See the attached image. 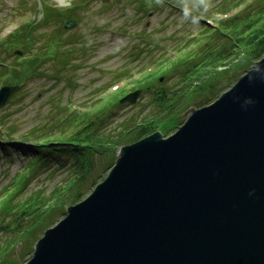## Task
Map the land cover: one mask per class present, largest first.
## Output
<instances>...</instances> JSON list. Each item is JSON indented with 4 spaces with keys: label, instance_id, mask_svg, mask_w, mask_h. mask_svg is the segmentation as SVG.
Listing matches in <instances>:
<instances>
[{
    "label": "rangeland",
    "instance_id": "374dc122",
    "mask_svg": "<svg viewBox=\"0 0 264 264\" xmlns=\"http://www.w3.org/2000/svg\"><path fill=\"white\" fill-rule=\"evenodd\" d=\"M239 1L211 0L208 11L192 10L185 15L183 7L172 5L178 0H164L162 5L155 0H0V88L18 86L0 107V201L15 198L13 211L0 214V264H26L34 253L30 238H22L16 227L17 221L24 226L27 219L15 212L39 194L48 200L53 198L79 167L68 151L47 153L37 164L33 143L53 137L60 128L66 130L68 115L73 112L95 110L123 89L127 90L119 98L137 90L136 82L164 60L169 59L165 65L169 64V69L172 60L195 46L197 49L198 37L206 32L207 22L216 26L220 18L217 12ZM71 20L76 24L65 28ZM16 35L22 38L16 40ZM32 59H37V65L21 75L24 62ZM165 67L158 73L165 75L162 87L170 93L186 90L188 78L183 72L191 65L184 61L168 74L163 73ZM240 76L230 78L213 98H196L190 108L212 104ZM143 85L138 101L121 104L115 118L107 119L101 127V133H124L168 116L162 106L154 103L147 84ZM168 121L164 120L163 125ZM180 121L181 125L165 136L159 132L163 137L171 136L185 122ZM90 159L87 181L77 182L83 196L80 201L108 176L115 158L108 153H94ZM63 212L62 207L57 208L50 227L66 216L67 210ZM50 222L48 216L40 231Z\"/></svg>",
    "mask_w": 264,
    "mask_h": 264
},
{
    "label": "water",
    "instance_id": "95a60500",
    "mask_svg": "<svg viewBox=\"0 0 264 264\" xmlns=\"http://www.w3.org/2000/svg\"><path fill=\"white\" fill-rule=\"evenodd\" d=\"M17 89H0V107ZM180 120L171 136L120 148L26 264H264V58Z\"/></svg>",
    "mask_w": 264,
    "mask_h": 264
},
{
    "label": "trees",
    "instance_id": "16d2710c",
    "mask_svg": "<svg viewBox=\"0 0 264 264\" xmlns=\"http://www.w3.org/2000/svg\"><path fill=\"white\" fill-rule=\"evenodd\" d=\"M168 2L171 3V0ZM172 5L180 4L176 2ZM51 13L52 11L49 13V17H51ZM219 13L222 16L217 19L216 26H206L204 35H199L198 50L194 49L195 46L193 50L191 49L192 51H185L186 53L170 62L172 64L169 69L167 68L169 64L165 67L169 59L164 60L157 69L136 82L138 85L135 88L138 89L142 88L143 84H147L146 90L152 93L154 103L157 106H162L168 112V116L142 123L138 125L140 127L137 126V129L128 128L127 132L124 133L120 132L113 135L101 133V127L104 126L106 120L114 119L117 109L122 106L119 97L125 94L122 92L127 90L123 89L95 110L82 114L73 112L68 115L66 130H61L60 127L63 126L57 125L60 130L55 133L56 135L47 136L44 141L33 143L36 149L37 164L43 161L47 153L54 155L64 151L73 154L79 163V167L71 180L63 189L55 191L53 198L48 200L39 194L37 197H32L31 202L28 200L19 210L14 211L19 217L23 216L25 220L27 219V224L24 226L20 220L17 221L16 227L22 238L26 241L30 238L29 242L31 245L33 244V249L41 238L40 233L50 228L57 208L62 207L65 212L67 205L77 203L83 197L77 182L87 181L92 166L90 156L94 153H108L115 158L112 162L115 164L118 158L116 153L120 148L158 131L164 133L165 136L181 125L179 116L186 108H190L196 98H213L223 91V84L228 82L230 78L238 74L242 77L257 63L256 60L264 58V0H240L232 8L221 10ZM20 38H22L21 35L15 37L16 40ZM184 61L191 65L189 68L186 67L183 72L188 78V82H186L188 88L183 92L170 93L160 84L165 75L159 76V69L167 68L163 73L168 74L183 64ZM23 65L25 71L22 70L21 75L27 72L26 69L34 68L37 65V59L24 62ZM241 69L244 71L239 73ZM12 76L9 77L10 81L14 78ZM155 83L158 85H154ZM167 119H169L168 124L163 125L164 120ZM50 145H52L51 149H47ZM33 168L36 170L35 165ZM6 199L0 201V214L13 211L15 207L12 205L15 198ZM48 216L51 222L41 232L42 224Z\"/></svg>",
    "mask_w": 264,
    "mask_h": 264
},
{
    "label": "clouds",
    "instance_id": "9594fccd",
    "mask_svg": "<svg viewBox=\"0 0 264 264\" xmlns=\"http://www.w3.org/2000/svg\"><path fill=\"white\" fill-rule=\"evenodd\" d=\"M164 0H155L157 4H163ZM184 8L185 15H189L192 10L206 12L211 7V0H178ZM190 6V7H189Z\"/></svg>",
    "mask_w": 264,
    "mask_h": 264
},
{
    "label": "bare ground",
    "instance_id": "6f19581e",
    "mask_svg": "<svg viewBox=\"0 0 264 264\" xmlns=\"http://www.w3.org/2000/svg\"><path fill=\"white\" fill-rule=\"evenodd\" d=\"M13 33H14V32H13ZM13 33H12V34H13ZM12 34H11V35H12ZM262 59H263V58H262ZM259 61H260V60H259Z\"/></svg>",
    "mask_w": 264,
    "mask_h": 264
}]
</instances>
